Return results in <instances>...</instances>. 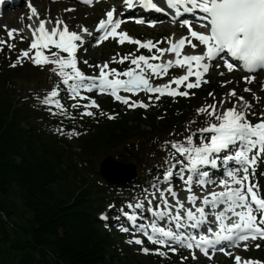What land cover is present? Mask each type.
Instances as JSON below:
<instances>
[{
	"label": "trees",
	"instance_id": "trees-1",
	"mask_svg": "<svg viewBox=\"0 0 264 264\" xmlns=\"http://www.w3.org/2000/svg\"><path fill=\"white\" fill-rule=\"evenodd\" d=\"M9 53L0 47V264H194L192 255L148 241L145 246L154 253L146 256L143 246L134 250L123 243L125 235L114 233L101 215L124 203L117 187L104 184L98 167L115 153L124 163L135 161V181L146 182L139 157L163 137L190 136L202 121L197 109L222 99L220 83L211 79L186 97L145 94L147 109L95 97L99 108L88 109L93 116H81L90 99H64L66 112L52 115L22 91L51 84L45 66L17 64ZM48 122L65 123L78 135L63 137ZM261 173L264 165L255 177L264 193ZM157 249L166 255L155 254ZM258 251L264 260V243Z\"/></svg>",
	"mask_w": 264,
	"mask_h": 264
},
{
	"label": "snow or ice",
	"instance_id": "snow-or-ice-1",
	"mask_svg": "<svg viewBox=\"0 0 264 264\" xmlns=\"http://www.w3.org/2000/svg\"><path fill=\"white\" fill-rule=\"evenodd\" d=\"M83 2L91 5L93 0H83ZM124 3L129 9L139 4L144 8L162 10L154 0H124ZM165 3L168 8L175 11L177 17L182 16L183 13L197 11L204 14L200 19L206 23L201 26L208 29L207 33H198L192 30L187 21L184 22L188 27L189 36L205 47L204 54H183L186 44L192 48L197 47L189 37H181L175 42L169 39L168 48L158 46L162 41L154 43L153 41L141 42L133 39L126 32L118 31L123 21L115 17V9H112L106 12V18L101 19L95 27V32L99 35L95 37L94 46L98 47L106 40L112 39L120 45L126 42L135 44L138 46L137 51L147 49L152 55L141 54L136 56L135 53H129L125 56H119L117 54L116 57L112 58L111 63L123 64L128 62L129 67L125 71L120 72L115 68H109V62H105L102 65H95L99 69L98 75L88 76L78 67L77 52L84 44V35L92 36L93 33L83 26H81L80 32L70 31L67 24L59 19L51 28L46 27V25H52L53 22L41 19L37 10L29 5L32 11V16H29V19L31 20L35 16L38 23L35 26L29 25L31 33L29 49L21 53L16 63L22 64L27 58L34 65L40 67L53 65L50 71L60 78V83L66 86L72 99L80 97L88 100L89 97L81 96V91L92 92L95 90L98 95H110L116 101L130 108H147L149 105L142 101L130 103L128 97L120 95L121 92L133 95H138L141 91L145 94H159L156 99L165 95L173 98L188 96V91H180L179 89L181 87L196 89L201 87L202 83H208L204 79L210 68L206 61L214 60L224 53L232 60L239 62V66L249 72L264 69V0H165ZM67 11H73V9ZM137 23H143V21L138 20ZM15 31H9L10 38H13ZM0 43L4 42L0 41ZM9 47H13V45H9ZM51 49H56V51H51ZM46 52L49 54H45ZM30 53L33 54L30 55ZM62 53L66 55H61ZM166 53L174 54L175 58L161 63L150 62L161 61ZM11 66L15 67L16 64ZM173 67L186 68V73L180 77H174L165 85L153 86L152 77L163 78ZM225 67L228 71H232L236 65L226 61ZM221 74L223 75V73ZM192 77H195L194 81L191 79ZM245 79L250 83L253 78L245 77ZM173 84L176 85V88H172ZM245 91H250V89L246 88ZM228 95L236 96V93L231 91ZM59 96L60 90L59 85H57L42 100L44 105L49 106V111H51V106L59 109L52 115L66 112L60 100L57 99ZM239 99L243 101V97ZM219 103L223 105L224 101ZM83 107L85 111L81 113V116H93L94 113L87 109L90 107L98 109L99 105L95 100H91L90 104H85ZM251 107L252 105L244 102L243 110H237L234 105L232 108L221 112L216 104L205 105L197 109V115L212 117L216 122L199 129L201 143L198 146L194 145L192 135L188 136L184 142H171V148L175 150V153L187 160V165L182 169V172L187 170L192 173L186 179L181 175L187 185L186 191L189 193L187 202L192 205V208H185L184 202L176 198L177 194L172 187H168L166 191L176 199L177 210L175 215L171 211H152L151 208L149 211H152L157 220H163L166 216L169 217V223H174L177 231H173L171 228L166 230L164 227H158L155 221L151 225L150 233L141 227L140 232L146 236L151 244L168 247L171 251H176L173 244L189 250L196 248L211 259L209 249L217 250L215 246L222 242H228L235 247L249 239H264V195L261 194L259 185L250 179V177H255L258 164L264 162V114H261L259 121L253 124L247 119L248 114L254 115V113L249 112ZM114 118L108 116V119ZM59 131L62 132L63 130ZM73 135H78V133H69V138ZM232 149L235 151L232 152ZM229 152L232 154L223 157L224 163L234 161L237 167L227 171L229 180L219 182V186L224 190L210 192L202 199L192 194L194 182L201 187L208 183H214L206 179L209 173L201 171V167H217V159L220 158V154ZM173 158H175V154ZM178 163L183 164V161H178ZM238 173H242V175H238ZM173 174V171H167L164 181H170ZM160 198L164 207L170 209L171 206L164 197L163 191L160 193ZM197 200H200V206H197ZM149 204H151V200H149ZM221 206L223 209L217 212L216 209ZM128 207L131 208L133 205L129 204ZM135 207L141 208L143 205L137 203ZM193 208L195 211L192 210ZM206 208L212 210L211 214L215 216L219 228L218 232H213L211 227L208 228V232L215 239H210L205 235H186L179 232L181 228L199 229L209 223V214L206 213ZM181 209H183V215L180 214ZM125 215L128 220L135 222L134 216L127 213ZM101 218L105 219V217ZM121 231L129 232V228L122 227ZM128 243L143 245V240L135 238ZM218 250L224 251V249ZM245 250H247L246 244ZM142 251L145 254L149 253L148 248H142ZM155 254L166 255L159 249ZM224 254L230 255L231 253L225 251ZM195 258L193 254V259ZM235 264H260V262L244 261L240 256H236Z\"/></svg>",
	"mask_w": 264,
	"mask_h": 264
},
{
	"label": "rangeland",
	"instance_id": "rangeland-1",
	"mask_svg": "<svg viewBox=\"0 0 264 264\" xmlns=\"http://www.w3.org/2000/svg\"><path fill=\"white\" fill-rule=\"evenodd\" d=\"M157 5L161 7L159 2L157 0H154ZM28 0H23L20 5L15 6L11 10H7L4 17L6 18L10 13H13L15 9H23L25 5H27ZM68 5V9H73V11H68L66 15V19L58 18V16L53 17V21L55 23L56 20H63L65 24H67L70 31L78 32V29L83 25L82 19L85 23V28L89 29L93 33L94 28L99 23L101 19H105L106 12L119 8L118 14L120 15L124 8H122L123 0H104L101 3H99L96 6L93 7H81L77 6L70 2H65ZM77 7L84 8L86 11L81 13L74 12V9ZM137 16H133L129 20H126V24L124 25V28L128 30L133 36H137L139 38H142L140 40L141 42H147V41H153L155 42H161L159 43L160 48H168L169 43L168 40L171 39L173 42L178 41L181 37H189L192 39V43L196 44L197 47L192 48L191 46L187 45L184 47L183 52L184 54H188L189 52H198V50L201 48L202 45L199 44L198 41L191 38L189 36V31L187 28L183 27L182 24H173L168 21H164L162 23H158L155 26H151L150 24H144L137 26L135 24V19ZM3 18L1 20H3ZM0 20V41H3L4 43H0V47H8V49L11 51L9 55H11V59L15 60L17 62L18 57L21 55V53L25 50L29 49L31 39L27 35H20L18 34V29L16 27L7 26L4 24H1ZM49 20V19H47ZM52 21V20H51ZM193 24V23H192ZM51 27L54 26V24L50 25ZM16 30L13 32V38H10L8 33L9 31ZM193 30V29H192ZM195 31V30H194ZM201 33V32H198ZM84 35V34H82ZM99 35L96 33L95 35L88 36L84 35V44L80 48L81 50L79 53H77V60H78V67L79 69L85 74L87 72L92 73L91 71H97L93 72L92 74L98 75L99 69L95 67V65H102L105 62H109V68H117L118 71L123 72L129 67V63L125 62L123 64L118 63H111V60L113 57H116L117 54L119 56H125L129 53H135L136 56H139L142 54V50L139 49L137 51V45L135 44H129L125 43L123 45L118 44L115 40H110L106 43H104L101 47H95L94 44L96 43L95 37ZM86 42H89L88 45H85ZM9 45H13V47H9ZM51 51H56V49H51ZM153 52H155V49H153ZM8 53V52H7ZM7 53L5 56H7ZM33 53H30V55ZM45 54H49L46 52ZM66 55V54H61ZM146 56L152 55V53H144ZM167 55V53L165 54ZM161 61H150L151 63H161L163 61H167L172 59L171 56H165ZM8 57V56H7ZM87 61V63H85ZM80 63V64H79ZM22 64H29L31 66H37L34 65L31 60L25 58ZM91 65V67H90ZM53 67V65H45V72L49 75L51 80V84L48 86L40 87L39 84L33 85V86H23V95L25 96V99L30 102H35L39 104L41 107L47 109L49 111V106H46L42 103V100L50 93L54 87L59 85L60 90V96L57 97V99L60 100L61 104L64 99H72L70 98L66 86L60 83V78L55 75L50 69ZM134 67V66H133ZM186 73L185 68H178L173 69L172 72L168 75V80L165 82H162L159 78L158 81L155 77H152L151 82L153 86H161L169 83L174 77H180ZM223 73V75L221 74ZM86 75V74H85ZM92 76V75H88ZM164 77V76H163ZM245 77H250L247 74H241L239 71H228L223 64L220 66V63L217 62L214 65H212L211 72L206 74L204 79H206L209 83V80L213 79V81L220 83L221 89L223 92V97L219 101H215L214 99H210L207 101V103L202 104L201 106L205 105H211L216 104L217 108L220 109L222 112L225 109H230L234 105L238 107L244 108V102L247 104L252 105L251 109L249 110L250 113L248 114L247 119L250 120L253 124L257 123L261 117V114H264V100L262 101L258 94L262 91L258 90L257 86L258 84H264V72H258L252 75L253 80L249 83L246 81ZM121 79H124V77H121ZM193 81L195 79L191 78ZM208 83H202L208 84ZM201 85V86H202ZM172 88H176V85L173 84ZM250 89V91H245V89ZM180 91L184 90H191L186 89L185 87H181L179 89ZM231 91H235L236 96H229L228 94ZM120 95L128 97L130 103L133 100V97H137V99H140L142 102L144 101L143 98L145 96L144 92H140L138 95H133L130 93H124L121 92ZM150 95V94H149ZM154 96H158L159 94H151ZM81 96H87L89 98H95L98 97L100 99H104L106 97H111L113 100H115L112 96L107 94H97V92L94 90L92 92L83 91L81 92ZM163 97H170V96H163ZM176 96L175 98H177ZM243 97V101H241L239 98ZM80 98V97H77ZM173 98V97H171ZM258 98V99H257ZM81 99V98H80ZM116 101V100H115ZM224 101L223 105H221L219 102ZM91 102V100H90ZM90 102L88 104H90ZM119 102V101H117ZM97 103V101H96ZM121 103V102H119ZM145 103V102H144ZM227 103V104H226ZM123 104V103H121ZM146 104V103H145ZM226 104V105H225ZM125 105V104H123ZM128 107L127 105H125ZM83 110L85 111V108L83 107ZM88 110V109H87ZM83 111V112H84ZM51 114L53 112H57V108L55 106H51V111H49ZM202 119L197 124V129L189 131V134H195L193 137L194 145H199L201 143V134L199 132V129L208 126V124L216 122L212 117H207L206 115H199V119ZM48 125H52L55 127L57 131L63 130L62 132L59 131V133L68 139H72L75 135H73L71 138H69V133H75L72 130L66 129V124L57 122V124H51V122H48ZM149 129V127H146ZM208 135V134H205ZM187 138L186 136L179 137V138H170V137H163L160 141V145L157 147L152 148L150 151H146L147 154L144 156V158L139 157L140 159V171L141 174H145L144 178H148V180L141 181L140 182H132L128 185H125V187H117L119 190L121 201L124 203V206L116 207L112 210L114 211H106L101 215V217H105V219H102L103 221H107L110 223L111 230L115 233L120 231L119 228V222L121 220H127V216L125 215V212L130 211L131 209H134L135 211L141 210L139 213L133 215L138 216L140 220L136 221V226L138 225H145L149 222L148 217H143V213L150 214L151 216L152 211H149L151 208L153 211H165L167 212L168 209L164 207V204L160 198L161 191L164 192V197L167 199L168 204H171L173 200L169 199L165 192L168 187H172L173 191L177 194L180 192L179 190L187 188V185L184 183V179L181 178V175H183L184 171L182 172V169L187 165V160L185 157L180 156L178 153H175V150L171 148V142H184ZM149 153V154H148ZM175 154V158H173V155ZM116 159H118L117 154H113ZM148 155V157H147ZM119 160V159H118ZM178 161H183V164L178 163ZM260 165H264V162H261ZM173 171L178 172V176H172L171 180L168 182L164 181V176L167 171ZM204 171V169H203ZM208 172V170H205ZM149 172V173H146ZM184 176V175H183ZM185 178V176H184ZM176 179L177 182L181 185V187L177 188L174 187V183L172 180ZM186 179V178H185ZM211 181V179H210ZM259 185V184H258ZM135 187V189L133 188ZM260 187V186H259ZM261 190V188H260ZM262 192V190H261ZM186 194H189L187 191L184 192ZM192 194H195L196 196L199 195L198 191L192 190ZM264 195V193L262 192ZM169 195V194H168ZM146 200V201H145ZM149 200H151V204H149ZM137 203H141L143 207L136 208L135 205ZM131 204L133 207L129 208L128 205ZM185 208H192V206H185ZM195 211V209H192ZM124 218V219H123ZM126 218V219H125ZM169 220V217H165ZM122 232V231H121ZM123 233V232H122ZM136 234V232H132L129 235H126L123 237V243L127 244L128 246L132 247L134 250L139 249L140 245H137L135 243H128V241L133 240V236ZM257 245L260 246V243L254 244L251 248L246 250L245 252H239V255L242 256V260L248 261L246 259L251 258L253 260L251 261H258L260 264H264L263 256L260 255L257 247ZM245 248V247H244ZM236 251V249H233L232 252ZM151 252V251H149ZM142 255L146 256L148 254H145L143 251L140 252ZM231 253V251H230ZM237 253L231 254V256H226L225 254L219 255L214 260H205L201 258L198 255H195V259H193L194 264H235V257L239 256Z\"/></svg>",
	"mask_w": 264,
	"mask_h": 264
},
{
	"label": "bare ground",
	"instance_id": "bare-ground-1",
	"mask_svg": "<svg viewBox=\"0 0 264 264\" xmlns=\"http://www.w3.org/2000/svg\"><path fill=\"white\" fill-rule=\"evenodd\" d=\"M157 2H159V4L161 5V7L164 10H168V11L172 10V11H174L173 9H170V8L167 7V4L165 3V0H157ZM29 5H31L32 7H34L37 10V13L39 14V17L41 19L52 20L53 24H55L54 21H53V17L54 16H58V18L66 19V15H67V12H68L66 10L68 8V5L65 2L52 3L49 0H28L27 5H25V7L23 9H18V8L15 9V11L13 13H10V15H8L6 18H3V20H1V24L7 25V26L9 25L11 27H16L18 29V34L27 35L31 39V33L29 31V25L35 26L38 23V21L36 20L35 16H33V18L31 20L29 19V16H32V11H31ZM124 5L125 4L122 5V8H124L122 15L126 19H129L133 15H137V14L138 15L144 14V15H148V16H151V17L159 18V16H157V15H155L153 13H147V12L140 13V12H138L136 14L135 12L134 13L128 12V10L125 11ZM84 8L77 7L76 9H74V12H76V13L84 12V11H86V9H84ZM118 10H119V8H116L115 12L118 11ZM199 13L200 12H198V11L194 12V13H191V14L183 13L182 16L188 15V16H191V17H195ZM161 18H163V17H161ZM82 22H83L82 26L86 27L83 19H82ZM46 27L51 28L50 25H46ZM80 31H81V27L78 29V32H80ZM81 34H83V33H81ZM95 34H96V32H95V28H94L93 35H95ZM88 44H89V42L85 43V45H88ZM80 50L81 49H79L77 53H79ZM202 51L205 52L204 49ZM171 55L173 56L174 54H171ZM171 55L167 54L165 56H171ZM156 80L158 81V78H156ZM256 86H257L258 90L262 91L261 94L260 93L258 94V96L263 101L264 100V84H258ZM237 110H243V107H238ZM234 150L235 149H232V152H234ZM232 152L221 153L220 154V158L217 159V167H215V168L209 167V169L211 171H210L209 176L206 179L210 180V178H213L211 181H213L214 183H208V185L206 187H201L195 182L193 183L192 190H195V191L199 192V195H197L198 197H200L202 199L204 196H207L210 192H214V191L215 192H219V191H223L224 190L223 188H221L219 186V182L220 181H224V180H229V177L225 173L223 175H221L223 173V171H224L223 167L221 166V161H222V159H223V157L225 155L232 154ZM227 164L228 165H233V164H235V162L234 161L233 162H228ZM227 164L225 163V165H227ZM185 171L188 172L187 170H185ZM172 182L174 183V187H177V188L181 187V185L179 183H176L177 182L176 179H174ZM179 191L182 192V194L177 193V197L176 198H178L179 200L184 202L185 206H192L191 204H189L187 202V197H188L189 194L184 193V192H186V188L185 189H181ZM165 195L169 199L173 200L172 203L169 204L171 206V208L168 209V211H171L172 214L175 215L176 210H177L176 199H174L172 197V195L170 193H168L167 191L165 192ZM197 206H200V200H197ZM222 209H223V206H221L220 208L216 209V211L219 212ZM140 211L141 210H137V212H140ZM205 211H206V213L209 214L208 215V219H209V217L210 218L214 217V215L211 214L212 210L210 208H206ZM180 214L183 215V209L180 210ZM143 217L150 218V221L151 222L155 221L157 223V225H165L167 227H171V226L175 227V224L174 223H169L168 219L164 218L163 220H157V218L154 217L153 215L152 216L150 214L148 215V212L147 213L146 212L143 213ZM185 222H186V220H185ZM208 227H209V223L203 225L199 229H193V230L196 233H203V232H206ZM181 229H179V230H181Z\"/></svg>",
	"mask_w": 264,
	"mask_h": 264
},
{
	"label": "water",
	"instance_id": "water-1",
	"mask_svg": "<svg viewBox=\"0 0 264 264\" xmlns=\"http://www.w3.org/2000/svg\"><path fill=\"white\" fill-rule=\"evenodd\" d=\"M98 173L105 185L119 187L135 182L138 168L135 161L124 163L110 154L99 164Z\"/></svg>",
	"mask_w": 264,
	"mask_h": 264
}]
</instances>
